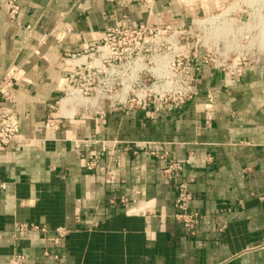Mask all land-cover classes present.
I'll list each match as a JSON object with an SVG mask.
<instances>
[{
	"label": "crops",
	"instance_id": "1",
	"mask_svg": "<svg viewBox=\"0 0 264 264\" xmlns=\"http://www.w3.org/2000/svg\"><path fill=\"white\" fill-rule=\"evenodd\" d=\"M225 2L18 0V26L0 8V82L21 70L10 105L20 141L0 149V264L16 255L22 264H264V58L235 80L218 71L204 77L194 98L171 112L117 110L99 119L58 108L67 56L95 46L124 16L133 27L152 26ZM207 94L209 124L199 107ZM126 142L136 154L123 150ZM141 142L162 145L165 158ZM92 151L102 153L99 165L114 171V183L84 167ZM168 159L182 161L179 180L202 216L193 235L174 219L175 183L162 173ZM122 196L126 204L110 203ZM18 223L48 232L22 234ZM59 226L68 234L54 243Z\"/></svg>",
	"mask_w": 264,
	"mask_h": 264
},
{
	"label": "built area",
	"instance_id": "2",
	"mask_svg": "<svg viewBox=\"0 0 264 264\" xmlns=\"http://www.w3.org/2000/svg\"><path fill=\"white\" fill-rule=\"evenodd\" d=\"M0 8L4 9L11 23L20 25L18 0H3ZM183 26L184 24H180V28ZM170 28V24L167 26L164 23L133 27L127 17L124 16L119 25L105 30L102 39L95 46L86 48L82 52L69 54L67 61L80 62L69 66V77L63 86L65 97L59 100V105L63 99L69 97L71 90H78L83 100L89 103L91 116L99 119H103L107 112L117 110L133 112L151 109L152 112L157 113L161 111L171 112L182 107L194 98L198 80L193 78L191 74L186 73V76L182 77L176 72L175 64L177 63L179 66V60H166L164 58L160 60L161 55L154 54V57L147 61L143 55V53L152 50L149 42H152L158 33H164ZM61 31L62 34L68 35L72 29L66 25ZM153 32H157V34H153ZM153 44L156 47L153 49L154 52L159 51L161 54L160 46L156 42ZM259 61L258 58L240 55L233 59L224 58L215 67L223 71L222 75L225 78L235 80L243 76L251 65ZM162 66L167 71L161 72L160 67ZM20 72V68H11L0 82L1 150L13 142L20 141L19 118L15 110L10 107L14 102L13 86L19 80ZM82 82L87 97L82 96L81 89L75 88L77 84ZM98 98L108 99L109 102L106 106L105 103L102 106H97ZM199 107L205 112L206 122L209 124L212 120V95L207 94V102L199 104ZM131 144L134 143H124L123 150L132 151L136 154L137 152L131 147ZM135 144L142 146L141 149L143 150L148 149L151 155L160 159L165 158L162 145L152 142ZM105 150L109 151L110 147L106 145L103 151ZM101 155L102 153L98 154L92 151L84 167L90 171L100 168L103 172L104 183L112 184L115 180V173L111 169L101 168L99 165ZM182 169L181 160L168 159L165 160L162 173L175 183L174 219L183 226L188 234L193 235L202 216L190 210L192 195L188 189V182L179 180ZM117 202L124 205L128 199L122 196L117 200L114 198L110 200L112 204ZM14 229L22 234L39 232L45 235L48 232V228L44 224L35 223H18L14 225ZM53 233L54 237L51 240L58 243L67 236L68 230L64 226H59L53 230ZM24 260L23 255H16L12 258L11 264H22Z\"/></svg>",
	"mask_w": 264,
	"mask_h": 264
},
{
	"label": "rangeland",
	"instance_id": "3",
	"mask_svg": "<svg viewBox=\"0 0 264 264\" xmlns=\"http://www.w3.org/2000/svg\"><path fill=\"white\" fill-rule=\"evenodd\" d=\"M197 3L200 4L198 1ZM215 10L206 14H203L202 10L200 16L188 15L185 19L164 23L167 26L170 24L171 28L164 33L153 32L157 37L149 42L152 50L143 53L147 61H150L154 54L161 55L160 60H179L180 65L176 63L175 70L180 76L185 77L188 73L198 82H202V79L210 74L212 76L217 71L223 73L215 66L224 58L233 59L240 55L259 60L264 58L261 34L264 30V0H226L221 8ZM223 10L232 12L212 22H199ZM180 24L184 26L180 28ZM155 42L160 46L161 54L159 51L154 52ZM160 69L161 72L167 71L163 66ZM83 84H77L75 88L81 89L82 96L87 97ZM63 97L64 90L61 98ZM107 102L108 99L98 98L97 106L104 103L106 106ZM65 109L74 111L73 117H94L90 114L92 112L89 103L85 101L67 103Z\"/></svg>",
	"mask_w": 264,
	"mask_h": 264
},
{
	"label": "bare ground",
	"instance_id": "4",
	"mask_svg": "<svg viewBox=\"0 0 264 264\" xmlns=\"http://www.w3.org/2000/svg\"><path fill=\"white\" fill-rule=\"evenodd\" d=\"M232 11H229V10H223L222 12L218 13V14H215V15H211L209 16L208 18L204 19V20H201L199 22H212L213 20L215 19H218V18H221L223 16H226L228 15V13H230ZM262 42H264V30H262ZM68 62V65H73V64H76L80 61H76V62H71V61H67ZM69 96L68 98H65L63 99L60 104H61V109L63 110L64 112V115L67 116V117H72L74 115V112L73 111H67L65 109V106L68 104H71V102L75 101V102H83V98L81 97L80 93L78 90H71L69 92Z\"/></svg>",
	"mask_w": 264,
	"mask_h": 264
}]
</instances>
